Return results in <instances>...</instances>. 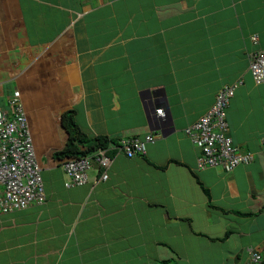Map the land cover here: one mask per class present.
Instances as JSON below:
<instances>
[{
  "label": "crops",
  "instance_id": "0c3cea01",
  "mask_svg": "<svg viewBox=\"0 0 264 264\" xmlns=\"http://www.w3.org/2000/svg\"><path fill=\"white\" fill-rule=\"evenodd\" d=\"M263 47L264 0H0V109L19 94L45 192L0 215V264L264 259ZM236 82L228 135L253 162L197 170L183 129ZM67 114L89 139L155 141L67 187Z\"/></svg>",
  "mask_w": 264,
  "mask_h": 264
},
{
  "label": "built area",
  "instance_id": "2783aa9c",
  "mask_svg": "<svg viewBox=\"0 0 264 264\" xmlns=\"http://www.w3.org/2000/svg\"><path fill=\"white\" fill-rule=\"evenodd\" d=\"M248 71L255 83H264V48L249 56ZM238 85L236 82L222 87L213 105L193 125L184 129L188 139L200 151L196 159L197 170L218 168L231 172L253 160L251 153H241L228 136L225 108ZM8 107L9 112L0 109V215L24 210L45 200L41 169L17 92L9 99ZM156 113L162 114V109L156 110ZM153 140L151 135L143 141L136 138L123 140L119 150L131 157L143 153L145 144ZM262 144L264 150V141ZM95 160L102 167L108 164L103 152H99ZM60 166L69 179L67 187L88 181L89 158L66 159ZM106 177L104 172L100 179ZM249 260L250 264H264L255 252L249 251Z\"/></svg>",
  "mask_w": 264,
  "mask_h": 264
},
{
  "label": "trees",
  "instance_id": "16d2710c",
  "mask_svg": "<svg viewBox=\"0 0 264 264\" xmlns=\"http://www.w3.org/2000/svg\"><path fill=\"white\" fill-rule=\"evenodd\" d=\"M253 39L255 40L256 37L253 36ZM264 48V47H263ZM261 48V49H263ZM260 49V50H261ZM259 51V50H258ZM257 52V51H256ZM255 53V52H254ZM224 87V86H223ZM222 87L219 89L221 90ZM219 92V91H218ZM217 94L214 97V101L215 102V98H216ZM231 99V98H230ZM229 99V101H230ZM229 101L228 104L225 108V113L227 112V108L229 105ZM212 103V105H213ZM211 105V106H212ZM202 116V115H201ZM200 116V117H201ZM198 120V119H197ZM196 120V121H197ZM225 120H226V116H225ZM195 121V122H196ZM194 122V123H195ZM63 123H64V127L65 129L68 131L69 134V142L68 145L65 148V151L62 153L65 156H69L66 159H71V158H80V157H86L90 154H92L93 152H95L98 148H103L106 145H108L110 143V141H108L107 139L101 138V137H97V138H92L89 139L84 133H82L80 131V129L78 128V126L75 124V122L72 119V114H67V115H63ZM193 123V124H194ZM192 124V125H193ZM191 125L185 127L184 129L190 127ZM228 127V126H227ZM184 129H183V134L186 136V134L184 133ZM187 137V136H186ZM188 138V137H187ZM117 142H115L116 144ZM234 145V144H233ZM194 146V145H193ZM235 146V145H234ZM195 147V146H194ZM81 148V149H79ZM196 148V147H195ZM197 149V148H196ZM198 153L200 155V151L199 149ZM65 159V160H66ZM218 169V168H217ZM225 172V171H224ZM206 192V191H205ZM207 193V192H206ZM208 195V194H207ZM22 211V210H20ZM8 214V213H7ZM4 215V214H3ZM249 258V256H248Z\"/></svg>",
  "mask_w": 264,
  "mask_h": 264
},
{
  "label": "clouds",
  "instance_id": "9594fccd",
  "mask_svg": "<svg viewBox=\"0 0 264 264\" xmlns=\"http://www.w3.org/2000/svg\"><path fill=\"white\" fill-rule=\"evenodd\" d=\"M156 112V111H155ZM158 115H161V114H158ZM148 135H151L152 137H153V142L152 143H154V141H155V137L152 135V134H148ZM147 136V135H146ZM145 136V137H146ZM229 136V135H228ZM144 137V138H145ZM130 139V138H129ZM136 139H139L138 137H136ZM140 141H143V140H141V139H139ZM147 144H151V143H146L145 144V146L147 145ZM110 146H112V148L110 147ZM119 147H120V145H116V144H108V145H106L105 147H103V153L104 154H109V157L108 156H106L107 158H108V164H107V166L106 167H102V166H100L99 168H97L96 170L97 171H99V170H101V173H100V178H101V176H102V174L105 172L106 173V175H107V169H108V167H109V165H110V163H111V156H110V154H123L126 158H133V157H135V156H140V155H144L145 154V150H144V152L143 153H136V154H134L133 156H131V157H127V155L122 151V150H119ZM262 151L264 152V150L262 149ZM253 159H254V155H253ZM252 162H253V160H252ZM240 166V165H239ZM61 167V166H60ZM238 167V166H237ZM62 169V168H61ZM92 169H94L93 167H91L90 166V169H89V171H91ZM63 171V170H62ZM88 171V172H89ZM64 173V172H63ZM226 173H229V172H226ZM87 175H88V173H87ZM66 176V175H65ZM67 177V176H66ZM107 178V177H106ZM42 179V178H41ZM67 179H68V177H67ZM101 180H106V179H101ZM69 181V179L67 180V182ZM42 184H43V182H42ZM43 190H44V187H43ZM44 195H45V192H44ZM249 251H251V252H253L252 250H249ZM255 253H258V252H255ZM259 254V253H258ZM248 255H249V253H248ZM260 256H261V258H262V260H263V262H264V259H263V257H262V255L261 254H259ZM249 264H250V260H249Z\"/></svg>",
  "mask_w": 264,
  "mask_h": 264
},
{
  "label": "bare ground",
  "instance_id": "6f19581e",
  "mask_svg": "<svg viewBox=\"0 0 264 264\" xmlns=\"http://www.w3.org/2000/svg\"><path fill=\"white\" fill-rule=\"evenodd\" d=\"M129 138H122V139H120L117 143H116V145H121V143H122V141L123 140H128ZM99 152H103V148H98L95 152H93L92 154H90V155H88V156H84L83 158H89V160H90V166L92 167V166H94V165H97V167L99 168L100 167V165L96 162V157H97V155L99 154ZM104 156H108L109 157V154H104ZM101 180V179H100ZM87 183V182H86ZM85 184V183H84ZM83 185V184H82Z\"/></svg>",
  "mask_w": 264,
  "mask_h": 264
},
{
  "label": "rangeland",
  "instance_id": "374dc122",
  "mask_svg": "<svg viewBox=\"0 0 264 264\" xmlns=\"http://www.w3.org/2000/svg\"><path fill=\"white\" fill-rule=\"evenodd\" d=\"M219 171H221L220 169H218Z\"/></svg>",
  "mask_w": 264,
  "mask_h": 264
}]
</instances>
